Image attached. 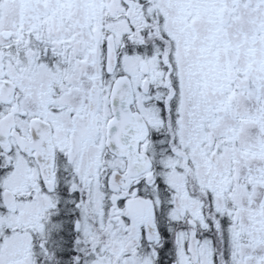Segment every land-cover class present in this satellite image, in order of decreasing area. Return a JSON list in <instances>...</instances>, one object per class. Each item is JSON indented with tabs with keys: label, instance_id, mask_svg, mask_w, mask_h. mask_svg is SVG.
Segmentation results:
<instances>
[{
	"label": "snow or ice",
	"instance_id": "6c2138e0",
	"mask_svg": "<svg viewBox=\"0 0 264 264\" xmlns=\"http://www.w3.org/2000/svg\"><path fill=\"white\" fill-rule=\"evenodd\" d=\"M0 264H264V0H0Z\"/></svg>",
	"mask_w": 264,
	"mask_h": 264
}]
</instances>
